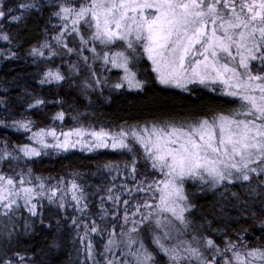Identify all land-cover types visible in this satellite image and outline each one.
Segmentation results:
<instances>
[{
    "label": "snow or ice",
    "instance_id": "snow-or-ice-1",
    "mask_svg": "<svg viewBox=\"0 0 264 264\" xmlns=\"http://www.w3.org/2000/svg\"><path fill=\"white\" fill-rule=\"evenodd\" d=\"M39 6V0H24L14 9L8 0H0V21L21 22L27 10ZM53 15L64 21L56 32L55 43L89 60L80 47L69 48L71 29L79 37V45L90 47L106 68L110 64L123 69L114 88L144 87L145 82L130 65L137 54L146 53L162 84L189 92V85H206L212 91L218 86L226 95L237 98L238 107L196 119H154L131 125L125 122L116 130L83 125L66 130L55 126L32 130L31 120H17L11 126L32 131L31 139L36 143L17 145L13 150L0 147V160H19L21 153L26 157L40 156L41 150L47 148H82L89 152L112 148L132 154V160L124 166L136 173L142 153L150 169L158 174L145 175L139 181L143 187L137 190L149 195L131 210L125 208L122 217L115 205L127 206L128 201L118 200L119 192L109 195L114 209L105 215L123 219L125 226L117 229L110 225L105 252L111 255L105 264H159L158 253L165 254V264H264V232L255 245L247 239L244 229L236 233L237 239L225 233L222 242L211 235H197L189 214L195 205L187 188L190 181L201 185V191L206 186L246 184L250 195L264 196V0H65ZM0 39L11 41L13 37L9 31H0ZM113 45L118 50L113 52ZM45 49L49 55L55 53L48 40L32 51L43 56ZM71 67L80 71L75 64ZM45 77L65 79L59 68H48ZM93 80L95 84L85 80V86L103 83L95 74ZM42 103L36 100V104ZM64 116L63 111L56 113L58 120ZM34 175L31 168L11 175L0 168V215H20L21 205L36 213L35 197L48 195L53 199L49 192H60L57 185L62 181L46 186L44 177L36 176L39 183H35ZM123 191L130 192V188ZM63 199L61 195L58 202ZM72 199L87 207L83 189L75 180ZM261 205L264 211V200ZM84 223L85 237L99 231L95 220L91 227L87 221ZM6 235L11 237L12 231ZM88 245L86 253L93 257V264H98L91 239ZM14 255L23 264L20 253ZM2 264H13V260L5 258Z\"/></svg>",
    "mask_w": 264,
    "mask_h": 264
},
{
    "label": "trees",
    "instance_id": "trees-1",
    "mask_svg": "<svg viewBox=\"0 0 264 264\" xmlns=\"http://www.w3.org/2000/svg\"><path fill=\"white\" fill-rule=\"evenodd\" d=\"M8 2L15 9L24 0H8ZM64 2L65 0H39L40 6L27 10L21 22L4 23L2 21L1 23L0 31H9L13 39L11 41L0 39V49H3L0 51V99L3 103L0 105V121L5 122L0 123V147L13 150L17 145L31 143L32 131L11 126L12 122L17 120H31L32 130L36 127L60 128V125L65 128L74 122H83L85 114L86 127L103 126L116 130L118 125L122 126L125 122L131 125L154 119H196L216 111H228L235 108L228 98L204 91L195 92L193 88L190 92L165 90L154 82V76L145 67L147 61L144 57L141 58L145 62L141 64L145 67L142 68V74H149V76L143 88L125 87L118 90L113 87L120 92L117 96H112L108 89H105L107 86H104L102 87L104 95L100 96L97 89L93 87L94 91L91 92L93 101L90 105H84L82 102L87 99L83 95L84 89L87 90L86 86L77 85L76 75L62 70L59 64L60 59L56 58L58 51L62 48L60 44L55 43L56 32L62 27L64 21L53 13ZM76 36L77 34L69 29V48L75 46L73 40L75 41ZM45 40L53 43L55 53L49 55V50L45 49L43 56L34 54L33 47L42 46ZM48 68H59L64 77L68 76V78L65 77L60 83L47 82L45 73ZM116 73L120 77L122 71L111 70L110 77L112 81L115 80L114 83L117 79H113V75ZM70 74L74 78H71ZM137 75L140 79L141 73ZM36 100H42L43 103L36 104ZM60 111L65 113L63 120L56 119V113ZM4 141L7 143H3ZM131 160L132 154L127 152H100L85 155L75 151L62 153L55 150L32 158H27L21 153L18 169L14 167L15 160H0V168L10 175L14 174L10 170L16 169L15 173L23 170L26 173L31 168L35 173L33 176L35 183L39 182L36 176H42L45 178V183L57 184V181H63L61 184L64 189L75 180L83 189L84 195V191H87L86 187L91 185L89 189L99 193L106 185V181L113 179L112 185L119 183L116 189L120 192L125 187L130 188V192L125 191L124 196L121 195L119 198L120 201L129 200L127 206L122 203L118 206L120 217H122L125 208L132 209L133 200L142 201L146 195H149L142 190H137L138 186L142 189L143 185H139V181L146 175H143L144 172L141 171V168L147 164L142 154L136 173L125 169L130 172L131 179L127 182L118 179V174L122 171L121 168L125 167V162ZM106 168H112L116 172L111 176ZM231 186H222L213 194L192 199L195 207L189 214L194 223L195 233L200 236L211 235L218 242H222L225 233L237 239L236 233L244 229L247 232V239L253 245L258 244L264 232V224L261 223L264 220V211L261 210V201L264 200V196L257 193L250 195L247 189L243 190L248 188L246 184ZM252 187H255V183ZM187 188L190 193V188ZM233 192L239 195L233 197ZM94 196L86 202L87 207L82 209L76 206L69 209L67 205L65 208L59 207L60 210L59 208L51 209L49 204L44 202L41 203L36 214L28 212L21 205L20 215L8 218L0 215V264L5 258L12 259L13 264H21L14 253H20L23 264H93V257L86 253L89 239L94 245L98 264H105L106 259L111 255L105 252L111 232L110 225L119 229L122 227V220L110 214L103 217L100 212L111 213L114 208L107 210L100 206L97 210L98 203L92 202L95 200ZM244 201L247 203L245 204ZM72 215L80 217L74 220ZM118 219L119 223H117ZM93 220L99 226V231L90 232L89 236L85 237L84 222L87 221L88 227H91ZM7 231H12L11 237L6 235ZM150 246L154 247L151 244ZM113 254L123 258L118 252L114 251ZM158 257H162L165 264L167 259L165 254L158 253L157 259Z\"/></svg>",
    "mask_w": 264,
    "mask_h": 264
},
{
    "label": "rangeland",
    "instance_id": "rangeland-1",
    "mask_svg": "<svg viewBox=\"0 0 264 264\" xmlns=\"http://www.w3.org/2000/svg\"><path fill=\"white\" fill-rule=\"evenodd\" d=\"M1 23H2V21H0V26H1ZM73 43L75 44V46H73V48L80 47L81 48V51L85 55L89 56L90 59L87 60V61H85L83 59V57L81 55H79L77 52H70V51H68V49H65V48L62 47V48H60V51H58V53L56 55V58H59L60 59L59 64L61 66V69L64 70L65 72L68 71L71 74L76 75V78L78 79L77 85H81L82 87H83V84L85 85V83H84L85 80H87L89 83L95 84V81L93 80V75L95 74L96 76H99L101 78V81H103V83H100L99 85L94 86L97 89L98 94L100 96L104 95V92H103L102 87L107 86V87H105V89L106 88L108 89V92L110 93V95L117 96L119 94V92H120V91L118 92V90H121V89L114 90L113 84H114V81L115 80L112 81V78L110 77V76H112L111 70H114V71H116V70L117 71H122V74H121V76H122L123 75V69H117V68L113 67L110 64H109L110 66L108 65L107 68H106L104 66L105 62L102 59H100L98 57H95V54L92 52V49L90 47L89 48H83L82 46L79 45V37L78 36H76L75 41L73 40ZM98 47H103V45H99L98 44ZM110 48H111V50L113 52L116 51V50H118L115 45L110 46ZM105 50L107 51L108 49H105ZM129 54H131L130 51H129ZM93 57H95V58L93 59ZM143 57L147 61V63L145 64V67L147 68L148 72L151 75L154 76L153 80H154L155 83H157L159 86L164 87L165 90H169V91H174V90L186 91L185 89L176 87L174 85H165V84H162L157 79V74H156L154 68L152 67V61L148 58V56H147L146 53H144L143 55L137 54L134 57V59L132 61V64L130 65V66H133L134 65V70L136 72L139 71L141 73V78H140L141 80H143L145 82L146 81V78H148V76H149V74H147V75L146 74H144V75L142 74V71H143L142 68H145V67H142V65H141V64L145 63V62H143V60H141V58H143ZM73 64H75L80 69L79 73L77 71H73V69L71 67ZM139 72H137V74ZM71 74H70V77L71 78H74V76H72ZM65 77L68 78V76H65ZM118 77H119V74L118 73H116V74L113 75V79H117ZM45 80L47 82H59V83L62 82V81H56L55 79L48 80V79H46V77H45ZM189 87L191 89L193 88L195 92H197V91H204V92L209 93V94L218 95V96H222V97L228 98L231 102H233L235 108L238 107V104L235 102L237 100V98L226 95L225 93H223L222 91L219 90V87L218 86H215V87H217V90L216 91H212V89L209 88L208 86L201 85V84L189 85ZM92 91H94V88L93 87L92 88H87V90L84 89V94L83 95H85L87 97V99H85L82 102L84 105H90L91 104L90 102L93 101L91 99V92ZM0 105H3L1 99H0ZM83 117H84V121L83 122H74L69 127H80L81 125H83V126L87 125V123H86V115L84 114ZM79 123H82V124L80 125ZM60 126L63 127L62 125H60ZM66 128L67 127H65V130H66ZM31 136H32V133L30 135V142H31V144H35L36 142L31 139ZM55 150L56 149H54V148L42 149L41 150V154H44V153L49 154V153L54 152ZM74 151L75 152H80V153L85 154V155H93V154H97V153H100V152L101 153H105V152H109V153H112V152H117V153H119V152H121V153L127 152V153H130L127 150L112 149V148H98V149H95V150H93L91 152L87 151L86 149H82V148H73V149H69V150H65V151H60V152H62V153H67V152L70 153V152H74ZM141 154L142 153H140V155ZM22 155H23V153H22ZM27 158H32V157H27ZM18 161H20V159L19 160H15V163H14V167L16 169H18ZM108 167H111V166H108ZM16 169L15 170H10V171H12L13 173H15V172H17ZM106 169H107V172L111 176L116 172L112 168H106ZM125 169H126L125 167L121 168L122 171L119 172V174H118L119 175L118 179H120L123 182H127L128 180L131 179L130 178L131 177L130 172L126 171ZM141 171L144 172L143 175L146 174V175L155 176V175L158 174L157 173V170L150 169V165L148 163L146 164V166H144V168H141ZM139 176H142V174H139ZM142 179H143V177L141 178V180ZM77 180H79V179H77ZM112 182H113V179L112 180L108 179L106 181V185L101 188V190H100L99 193H94L93 191H91L89 189V187L91 185L88 186V187H86L85 190L87 189L88 192L87 191L86 192L84 191V193H85V195H84L85 201L87 202L89 199L92 198V196H94L93 194H95V196L93 197V198H95V200L92 201V202H94L95 204L98 203L97 204V210L101 206V200L103 201V204H104V207L103 208H105L107 210H108V208H114L113 201L108 199L109 195H114V194H116V193L119 192L120 195H119V197H117V199L119 200L120 196L123 195V194H125V191L122 190L120 192V190L116 189L117 187H114L113 188L112 187L113 186L112 185ZM36 183H39V182H36ZM45 184H46V186L57 185V184H51V183H45ZM117 184H119V183H117ZM117 184H115V185H117ZM228 185H232V184L229 183ZM242 185H244V184H242ZM57 186L60 188V192L58 194H52L51 192H49V195L54 196L53 199H49L48 198V195H44V196H41V197H35L34 198L33 203H37L38 202L37 203V210L39 209V206H41V203H44V202H47L49 204V206L51 207V209H57V208H59L61 206L65 208L66 205L68 206L69 209L72 208V207H74V206L79 207L81 209L84 208L83 207V202L77 203L76 200L72 199V183H69L67 185L66 189L63 188V185L62 184H59ZM187 187L190 188L191 199H193V198H196L197 199V198L201 197L202 195H206V194L209 195V194L215 193V190L216 189L218 190L222 186H217V187L206 186V187H204V190L201 191L200 190L201 187H202L201 185L195 184L194 182H191L190 181L187 184ZM245 189H247V188H244L243 190H245ZM109 190H111V191H109ZM222 190L225 191L226 189H222ZM61 195L64 197V199H63V202L62 203H59L58 201L60 200V196ZM77 195H80V193L77 192ZM232 196L235 197V195H232ZM97 200H100V202H97ZM122 201H123V199H122ZM127 201H129V200H127ZM133 201H134V204L136 202H138V201H135V200H133ZM118 206H120V204L115 205V207H118ZM24 207L28 211V207L27 206H24ZM193 209H194V207H193ZM59 210H60V208H59ZM191 211H192V209L189 210V213ZM36 213H34V214H36ZM100 213L103 214V217L106 216L105 215V211L100 212ZM108 213H109V211H108ZM83 214L86 215V213H83ZM165 215H167V213H165ZM72 217H74V220H75V219L79 218L80 216H78V215L77 216H73L72 215ZM114 217H116V216H114ZM137 219H139V216H137ZM121 220H122V227H123L124 221H123V219H121ZM193 227H194V223H192V228ZM188 231L191 232V229H189ZM113 235H115V234H113ZM158 261H159V264H164L163 263L164 260H163L162 257H158Z\"/></svg>",
    "mask_w": 264,
    "mask_h": 264
},
{
    "label": "bare ground",
    "instance_id": "bare-ground-1",
    "mask_svg": "<svg viewBox=\"0 0 264 264\" xmlns=\"http://www.w3.org/2000/svg\"><path fill=\"white\" fill-rule=\"evenodd\" d=\"M29 163V162H28Z\"/></svg>",
    "mask_w": 264,
    "mask_h": 264
}]
</instances>
